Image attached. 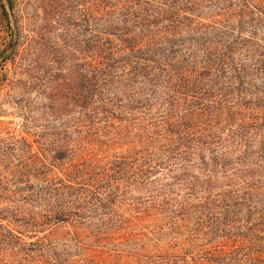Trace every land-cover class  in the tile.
<instances>
[{
  "label": "rangeland",
  "instance_id": "1",
  "mask_svg": "<svg viewBox=\"0 0 264 264\" xmlns=\"http://www.w3.org/2000/svg\"><path fill=\"white\" fill-rule=\"evenodd\" d=\"M13 3L6 18L0 0V264H147L159 254L183 258L194 247L191 263L209 239L207 229L194 238L187 231L154 236L159 218L146 213L152 196L116 184L125 175L113 163L127 157L128 138L96 113V100L78 101L77 75L92 70L77 73V65L101 64L104 85L126 74L125 64L203 61L208 46L223 43L237 45L243 60L241 47L251 48L253 63L264 62V0ZM116 91L114 83L101 92ZM236 158L222 175L246 173L238 184L264 186V158L247 164ZM80 160L94 181L103 180L98 188H67L68 180L77 183ZM251 211L223 233L234 227L248 234L252 250L264 251V216ZM114 223L125 224V231L115 230L118 260L106 246L114 231L104 230ZM125 232L140 234V241L123 240Z\"/></svg>",
  "mask_w": 264,
  "mask_h": 264
},
{
  "label": "trees",
  "instance_id": "2",
  "mask_svg": "<svg viewBox=\"0 0 264 264\" xmlns=\"http://www.w3.org/2000/svg\"><path fill=\"white\" fill-rule=\"evenodd\" d=\"M4 2L2 15L7 18L14 3ZM241 48L246 60L237 45L223 43L208 46L203 61L128 63L123 66L126 74L104 85L100 78L107 71L102 72L101 64L77 65V73L92 70L91 75H77L78 101L83 105L96 100V113L111 122L117 136L128 138L127 157L113 163L125 175L116 184L122 180L152 196L146 213L159 218L154 236L187 231L194 238L207 229L204 236L209 239L191 263L194 247L183 258L159 254L148 257L147 264H264V251L252 250L248 234H235L234 227L223 233L245 210L264 216V186L238 184L246 173H221L233 165L234 156L244 164L264 158V81L258 79L264 77V62L253 63V49ZM114 83L117 91L103 95ZM80 161L84 166L77 169V183L68 180L67 188L87 185L89 191L102 184V179H92L87 161ZM124 225H107L104 230L114 233L107 242L99 240L113 248L107 253L113 252L117 260L122 256L115 230L125 231ZM133 233L121 238L140 241V234Z\"/></svg>",
  "mask_w": 264,
  "mask_h": 264
}]
</instances>
